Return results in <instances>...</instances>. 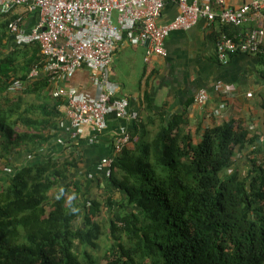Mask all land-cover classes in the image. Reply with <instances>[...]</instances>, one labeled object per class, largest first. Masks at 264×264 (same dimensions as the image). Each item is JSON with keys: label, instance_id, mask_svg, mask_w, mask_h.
Instances as JSON below:
<instances>
[{"label": "trees", "instance_id": "16d2710c", "mask_svg": "<svg viewBox=\"0 0 264 264\" xmlns=\"http://www.w3.org/2000/svg\"><path fill=\"white\" fill-rule=\"evenodd\" d=\"M11 17L0 22V172L15 154L33 155L65 119L47 73L7 91L44 64L38 43L11 44ZM236 30L224 25L220 32ZM144 104L151 108L149 93ZM186 112L160 113L152 133L139 122L108 176H76L73 141L61 157L16 165L0 181V264H264V150L252 151L247 164L238 157L259 135L236 121L194 133ZM100 180L103 195L88 196L86 182Z\"/></svg>", "mask_w": 264, "mask_h": 264}, {"label": "built area", "instance_id": "2783aa9c", "mask_svg": "<svg viewBox=\"0 0 264 264\" xmlns=\"http://www.w3.org/2000/svg\"><path fill=\"white\" fill-rule=\"evenodd\" d=\"M164 5V0H0V15H9L19 6L38 14L30 29L25 27L22 13L8 20L7 29L17 46L38 43L44 58L42 66L35 64L24 80L14 79L7 91L20 92L26 82L42 73L49 74V93L63 102L67 129L71 138H76L86 126L97 133L105 130L110 113L118 118L137 117L128 112V100L116 96L118 84L111 79L114 56L122 41L146 44L144 58L149 61L153 55H166L164 40L171 31L189 29L199 18H205L209 24L238 29L232 35L219 32L217 61L226 63L237 53L261 55L264 61V26H247L262 17L264 0H248L233 7L226 6L225 0H177L178 13L162 24L159 19ZM83 67L90 71L97 90L94 96L62 83ZM208 99L206 89L194 94L198 105H204ZM213 112L220 113L217 108ZM131 141V134L121 129L113 138L115 153ZM112 161L113 157L103 158L98 169H105L109 175Z\"/></svg>", "mask_w": 264, "mask_h": 264}, {"label": "crops", "instance_id": "0c3cea01", "mask_svg": "<svg viewBox=\"0 0 264 264\" xmlns=\"http://www.w3.org/2000/svg\"><path fill=\"white\" fill-rule=\"evenodd\" d=\"M164 1L159 19L162 24L178 13L177 0ZM244 1L248 0H225V5L238 6ZM18 13H22L27 29L38 20L35 11L26 12L24 7L15 8L11 16ZM3 18L0 15V22ZM247 26H264V11L260 19L251 21ZM220 31L218 23L209 24L205 18H199L189 29L171 31L164 40L166 55H153L149 61L144 58L146 44L132 45L122 41L114 56L111 79L118 84L116 96L125 97L128 112L137 114V117L118 118L110 113L105 130L97 133L86 126L76 138H71L68 121L62 120V125L59 122L53 127L47 143H38L32 150L33 155L15 154L13 164L49 156L61 157L64 152L68 153L67 146L73 141L72 150L79 154L76 176H108L105 169H98V164L105 157L116 156L113 138L121 129L131 134L141 121L148 130L154 129L160 113L171 117L185 109L188 128L194 133H201L204 128L223 122L236 121L247 126L249 135L258 134L257 144L238 154L239 161L247 164V158L256 155L252 151L261 147L264 150V64L257 55L245 53L231 55L226 63L217 61L216 39ZM11 44H14L13 40ZM62 83L91 96L97 93L90 71L84 67L68 75ZM201 88L209 93V100L204 105L193 101L195 92ZM145 93L150 95L149 109L144 104ZM189 100L190 105L185 108ZM216 108L219 115L213 113ZM149 116H155V122L152 123Z\"/></svg>", "mask_w": 264, "mask_h": 264}, {"label": "rangeland", "instance_id": "374dc122", "mask_svg": "<svg viewBox=\"0 0 264 264\" xmlns=\"http://www.w3.org/2000/svg\"><path fill=\"white\" fill-rule=\"evenodd\" d=\"M18 94H16V95H18ZM149 131L152 133L153 131H155V129H150ZM18 164H20V163H18ZM1 167H2V165H1V162H0V168ZM15 167H16V165L12 163L11 165L9 164L5 169H3L0 172V181L4 180V178L6 176L11 175L13 173V170H15ZM246 167L248 168V166H246ZM246 170H247L246 168L242 167L240 169L241 174L242 175L246 174ZM96 177H98V176H96ZM103 182H104V180L103 181L100 180V182L98 183V185H96L94 182H86L85 187H84V191L86 190L88 192V196L89 195L90 196L92 195L93 197H100L101 195H103V189L101 187V185H103ZM57 191H60V189L59 188H55V189L51 190L50 193H49L50 196L53 197L57 193ZM103 212L105 214L104 215L105 217L107 215H110L109 210H108L107 207L104 208V211ZM99 220H100V217H99ZM107 242H108V236L105 233L103 235V237L99 240V245H100V247L98 249V251H99L98 253L99 254L102 253L103 249L106 247V243ZM103 262H105V261H103Z\"/></svg>", "mask_w": 264, "mask_h": 264}, {"label": "clouds", "instance_id": "9594fccd", "mask_svg": "<svg viewBox=\"0 0 264 264\" xmlns=\"http://www.w3.org/2000/svg\"><path fill=\"white\" fill-rule=\"evenodd\" d=\"M228 62V61H227Z\"/></svg>", "mask_w": 264, "mask_h": 264}]
</instances>
